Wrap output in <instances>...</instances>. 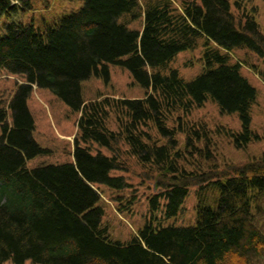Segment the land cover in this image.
Returning <instances> with one entry per match:
<instances>
[{
	"label": "trees",
	"instance_id": "1",
	"mask_svg": "<svg viewBox=\"0 0 264 264\" xmlns=\"http://www.w3.org/2000/svg\"><path fill=\"white\" fill-rule=\"evenodd\" d=\"M69 1L80 6L37 24L16 18L34 12L35 0H0V70L24 79L0 105V264H264V153L221 171L205 127H184L183 115L210 100L238 116L241 129L229 133L237 149L264 139L252 127L258 89L231 56L236 49L256 55L262 67H251L264 82V31L255 11H246L253 0ZM140 18L141 29L130 26ZM200 44L203 70L186 80L170 64ZM111 64L127 68L145 96L87 103L83 82H109ZM35 86L81 113L71 161L27 166L51 152L33 136ZM175 117L186 151L215 163L212 172L179 165L185 149L168 124ZM121 143L160 174L149 197L154 217L127 241L112 238L102 192L130 187L114 174L124 170ZM193 181L195 222L155 224L158 211L165 220L179 215Z\"/></svg>",
	"mask_w": 264,
	"mask_h": 264
},
{
	"label": "rangeland",
	"instance_id": "2",
	"mask_svg": "<svg viewBox=\"0 0 264 264\" xmlns=\"http://www.w3.org/2000/svg\"><path fill=\"white\" fill-rule=\"evenodd\" d=\"M41 1V2H40ZM35 0L34 12L24 11L19 13L16 18L25 22H42L46 19H56L60 15L80 6V2H71L69 0ZM149 0H140L144 7ZM233 1V0H232ZM234 10H236L234 8ZM246 11L256 13V18L260 24V28L264 31V0H253L246 3ZM238 14V13H237ZM143 19L140 18L132 21L130 26L141 29ZM202 45L195 49L180 52L171 62L170 66L179 70L180 75L191 80L201 73L204 67L202 60ZM233 62H241L242 73L249 81L258 89V98L252 108V127L254 131L263 135L264 133V82L260 78L257 68L262 67L260 60L253 53L236 49L231 53ZM111 78L109 82H105L102 78L91 77L83 82V96L86 102L94 100H102L103 98H142L145 96V90L138 85L131 72L119 65H110ZM24 79L21 76L8 74L5 70H0V105L6 104L14 93L16 86L22 83ZM28 105L34 116L36 129L33 136L45 148L50 149L48 154L37 156L28 160L29 168L36 167L41 164H62L73 160L74 142L79 135L78 119L81 113L73 112L71 108L64 103L59 97L47 89L34 90L28 100ZM182 114V113H181ZM186 119L184 127L203 126L208 133V137L212 138L213 150L215 152V161L219 165V170H226L230 166L246 165L252 160H257L264 153V139L250 143L245 149H237L229 137L232 131L241 129V123L236 114H222L217 104L212 101L206 102L201 108H195L188 115L183 114ZM177 116V115H176ZM177 118L168 124L176 127L178 130L177 140L179 148H186L187 133L179 130ZM11 122V117L9 118ZM110 127L116 129V125L110 122ZM202 131H204L202 129ZM154 137L159 138L155 128H151ZM3 130L0 125V136ZM162 142L165 140L160 138ZM205 141L199 142V146L205 147ZM95 148V147H94ZM98 149V147H96ZM122 150V160L124 162V170L114 172L115 175H122L129 182L130 187L122 192H116L109 188L102 187L103 205L106 209L105 224L110 228L112 238L115 240L127 241L147 220L153 216L149 208V197L157 193L156 188L160 177L157 169L150 166H144L138 160L131 156L128 147L120 144ZM102 151L110 155V151L102 149ZM206 157L198 155L192 157L186 149L182 154L179 165L189 172L200 168L207 173L212 172L210 168L215 163L208 161ZM200 162H199V161ZM199 162L198 164H196ZM233 167V168H234ZM232 169V168H230ZM191 187L190 194L186 198L179 215L172 219H164L160 217V211L157 212L158 220L154 219L155 224L161 221L164 225L176 224L187 225L195 222L196 217V182ZM121 194V196H119ZM121 198V199H119ZM123 201V205L119 204ZM129 200H133L129 203ZM119 206L123 208L119 210ZM3 264H12L6 261ZM25 264H33L30 260Z\"/></svg>",
	"mask_w": 264,
	"mask_h": 264
}]
</instances>
